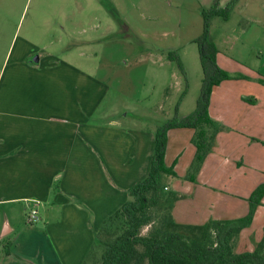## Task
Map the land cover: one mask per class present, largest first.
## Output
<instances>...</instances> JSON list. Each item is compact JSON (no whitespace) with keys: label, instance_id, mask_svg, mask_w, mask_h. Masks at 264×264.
Here are the masks:
<instances>
[{"label":"crops","instance_id":"obj_1","mask_svg":"<svg viewBox=\"0 0 264 264\" xmlns=\"http://www.w3.org/2000/svg\"><path fill=\"white\" fill-rule=\"evenodd\" d=\"M24 44L16 53L19 61L5 65L1 79L5 86L0 91V241L5 242V251L0 264H82L103 220L129 199L128 189L148 175L155 131H127L119 124L89 121L90 115L106 119L96 112L110 88L105 77L92 78L87 70L97 66L91 61L101 58L98 51H81L76 61L72 49L61 58L55 53L58 50L50 52L43 46L44 57L34 61L27 59L31 54ZM84 57L91 61L83 62ZM217 60L232 78L213 89L210 116L230 126L236 122L244 133L239 138L231 136L230 142L241 139L249 148L241 160L261 166L264 71L233 64L220 50ZM180 132L185 137L187 132L192 142V128H174L168 135ZM176 140L184 141L180 135ZM188 149V160L181 158L177 165L179 174H188L194 159V143ZM168 153L169 149L166 161ZM205 160L198 179L181 176L175 187L165 180L167 190H177L172 212L179 222L240 217V204L248 207L245 201H224L226 195L213 192L211 183L219 168L211 164L210 155ZM248 179L240 192L246 200L261 183ZM22 202L30 205L29 210L36 206L40 219L30 223L29 210L24 213L15 205ZM213 207H230L234 215L226 216Z\"/></svg>","mask_w":264,"mask_h":264},{"label":"rangeland","instance_id":"obj_2","mask_svg":"<svg viewBox=\"0 0 264 264\" xmlns=\"http://www.w3.org/2000/svg\"><path fill=\"white\" fill-rule=\"evenodd\" d=\"M218 1L221 7L229 8V13L227 17L210 18L209 39L231 63L263 73L264 0H0V91L5 86L4 81L1 83L5 65L19 61L16 53L25 45L24 41L31 54L28 60L36 56L42 60L43 46H48L50 52L58 50L55 53L61 58L69 56L72 49L76 61L81 51L92 54L98 51L101 58L91 61L90 57H84L82 61L90 60L93 66L97 65L87 68L89 75L98 79L105 77L110 88L96 112L106 119L90 115L89 121L97 125L119 124L127 131L138 128L154 132L161 124L174 117L183 118L196 108L203 80L197 44V39L205 32L203 9H210ZM32 48L37 50L32 52ZM7 76L5 73V78ZM214 121L217 133L208 156L219 170L212 179L213 192L226 195L224 201L239 199L247 204L248 207L240 204V217L222 220L248 218L234 240V249L236 252L252 251L264 234V197L253 210L249 201L251 194L246 200L240 192L244 191L243 184L251 180L248 178L258 179L261 182L258 185L264 183V149L258 152L263 161L261 166L242 161L249 148L241 139L233 143L230 138H239L244 132L236 122L230 126L222 119ZM184 133L186 137L182 132L168 135L166 164L174 166L178 176H166L165 180L171 181L174 187L181 176L183 180L185 175L190 176L188 171V174H179L176 169L181 158L182 162L188 160L185 155L189 154L188 148L193 143L187 132ZM178 135L184 141L176 140ZM200 170L194 172L197 179ZM236 189L239 193H232ZM176 192L171 193L176 197ZM15 205L24 213L30 207L26 202ZM213 208L220 209L226 216L234 215L230 207ZM2 214L0 211V216ZM148 229L149 226L143 232ZM4 245L5 242L0 241V262Z\"/></svg>","mask_w":264,"mask_h":264},{"label":"trees","instance_id":"obj_3","mask_svg":"<svg viewBox=\"0 0 264 264\" xmlns=\"http://www.w3.org/2000/svg\"><path fill=\"white\" fill-rule=\"evenodd\" d=\"M228 13L229 8L221 7L219 1L203 9L205 32L197 39L203 80L196 108L156 128L148 175L131 186L129 199L103 220L82 264H264V234L254 250L234 249V240L248 218L179 222L172 212L175 196L165 189V177L178 176L165 160L171 129H195L192 141L196 153L188 175L191 180L212 148L217 128L209 113L211 94L215 86L232 76L218 63L219 50L208 37V25L212 16L227 17ZM263 197L264 183L249 197L253 210Z\"/></svg>","mask_w":264,"mask_h":264},{"label":"built area","instance_id":"obj_4","mask_svg":"<svg viewBox=\"0 0 264 264\" xmlns=\"http://www.w3.org/2000/svg\"><path fill=\"white\" fill-rule=\"evenodd\" d=\"M165 189L167 190L168 187L165 186ZM27 219L30 223H33L40 219L39 210L36 208V206L30 208Z\"/></svg>","mask_w":264,"mask_h":264},{"label":"water","instance_id":"obj_5","mask_svg":"<svg viewBox=\"0 0 264 264\" xmlns=\"http://www.w3.org/2000/svg\"><path fill=\"white\" fill-rule=\"evenodd\" d=\"M34 61H39V57L36 56V57L34 58Z\"/></svg>","mask_w":264,"mask_h":264}]
</instances>
